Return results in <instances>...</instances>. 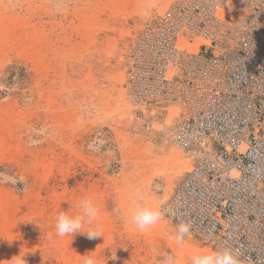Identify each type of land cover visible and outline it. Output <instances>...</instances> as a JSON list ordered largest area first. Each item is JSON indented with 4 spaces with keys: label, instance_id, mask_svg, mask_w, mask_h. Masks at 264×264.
Returning <instances> with one entry per match:
<instances>
[{
    "label": "rangeland",
    "instance_id": "obj_1",
    "mask_svg": "<svg viewBox=\"0 0 264 264\" xmlns=\"http://www.w3.org/2000/svg\"><path fill=\"white\" fill-rule=\"evenodd\" d=\"M130 1L0 0L4 264L20 253L26 264H80L92 251L100 264H160L166 254L190 264L193 250L211 249L193 234L182 247L169 240L176 223L165 210L190 163L164 118H142L126 98L121 55L131 33L120 42L110 36ZM134 15L126 25L139 24ZM85 197L99 208L91 227L104 237L56 236V215L79 214ZM136 205L158 209L162 219L139 232Z\"/></svg>",
    "mask_w": 264,
    "mask_h": 264
},
{
    "label": "built area",
    "instance_id": "obj_2",
    "mask_svg": "<svg viewBox=\"0 0 264 264\" xmlns=\"http://www.w3.org/2000/svg\"><path fill=\"white\" fill-rule=\"evenodd\" d=\"M123 49L128 103L190 163L165 214L264 264V0H173Z\"/></svg>",
    "mask_w": 264,
    "mask_h": 264
},
{
    "label": "clouds",
    "instance_id": "obj_3",
    "mask_svg": "<svg viewBox=\"0 0 264 264\" xmlns=\"http://www.w3.org/2000/svg\"><path fill=\"white\" fill-rule=\"evenodd\" d=\"M78 207L80 209L79 214L73 215L67 211H61L56 215L55 235L63 238L65 236L73 237L74 234L80 233L86 234L88 239L103 236L100 231L91 227L99 216V208L94 204L93 199L90 197L82 198L78 203ZM161 219V212L147 205H136L131 210V222L141 233L156 225ZM85 225H89V227L85 228ZM191 236V225L186 221H180L175 225L174 231L170 233L169 240L182 247L185 239L191 238ZM49 238H51V234H49ZM92 252L81 255L80 264H100L99 259L91 255ZM152 252L156 254L155 249H152ZM24 257L25 255H21V253L13 256L8 260L9 264H26ZM116 258L115 252L111 255V259L115 260ZM189 261L190 264H241L238 255L228 248L197 251L189 257ZM160 264H178V259L175 255L166 254Z\"/></svg>",
    "mask_w": 264,
    "mask_h": 264
},
{
    "label": "crops",
    "instance_id": "obj_4",
    "mask_svg": "<svg viewBox=\"0 0 264 264\" xmlns=\"http://www.w3.org/2000/svg\"><path fill=\"white\" fill-rule=\"evenodd\" d=\"M173 0H133L130 1V6L128 10L123 12H118V15H121L124 17L123 19L124 24L123 26H115L114 28L117 30L115 32V35L110 36L111 42H120V40L124 39L128 33H132L133 31L137 30L138 27H143L147 23H149L152 19H154L157 16H161L165 13V11L169 8L171 2ZM131 14H135L132 16L131 20H133V23H139L137 25H126L128 23V19L126 17H131ZM135 17V18H134ZM132 23V24H133ZM137 27V28H136ZM147 123V122H145ZM153 122L151 125H153L152 128H154ZM149 125V123H147Z\"/></svg>",
    "mask_w": 264,
    "mask_h": 264
},
{
    "label": "bare ground",
    "instance_id": "obj_5",
    "mask_svg": "<svg viewBox=\"0 0 264 264\" xmlns=\"http://www.w3.org/2000/svg\"><path fill=\"white\" fill-rule=\"evenodd\" d=\"M5 41V43H6V47H9L10 48V46L11 45H14L15 43L14 42H12V41H10V39L8 38V39H5L4 40ZM8 42V43H7ZM192 251V250H191ZM198 250H193V252H192V254H194L195 252H197ZM0 264H4L2 261H0Z\"/></svg>",
    "mask_w": 264,
    "mask_h": 264
}]
</instances>
